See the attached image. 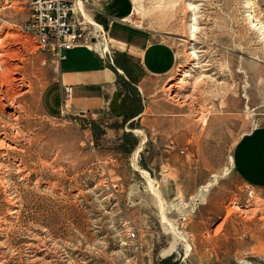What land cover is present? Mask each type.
I'll use <instances>...</instances> for the list:
<instances>
[{"label":"rangeland","instance_id":"rangeland-1","mask_svg":"<svg viewBox=\"0 0 264 264\" xmlns=\"http://www.w3.org/2000/svg\"><path fill=\"white\" fill-rule=\"evenodd\" d=\"M110 2L83 0L93 50L108 40ZM124 3L127 24L173 50L172 70L146 74L106 42L97 53L118 75L111 100L52 119L40 95L58 57L24 32L26 1L0 0V35L15 36L6 48L27 92L0 156V264H264V189L235 175L224 146L264 127V0ZM205 128L221 144L212 152L196 151Z\"/></svg>","mask_w":264,"mask_h":264},{"label":"crops","instance_id":"crops-1","mask_svg":"<svg viewBox=\"0 0 264 264\" xmlns=\"http://www.w3.org/2000/svg\"><path fill=\"white\" fill-rule=\"evenodd\" d=\"M127 9L124 0H111L103 10L109 20L105 24L109 49L139 59L146 74H167L175 65V53L165 42H155L151 33L141 32L127 24L131 16ZM63 57L59 61L56 79L40 95L41 110L46 116L57 119L64 115L91 113L111 100L117 90L118 75L107 67V60L99 57L92 48L84 47L65 51ZM213 130L202 129L196 151L212 152L221 146L220 143L216 146L215 141L209 139ZM140 133L136 129L133 131L137 143L142 137ZM224 146L230 154L235 175L251 188L264 189V127L242 133L233 141L226 139Z\"/></svg>","mask_w":264,"mask_h":264},{"label":"built area","instance_id":"built-area-1","mask_svg":"<svg viewBox=\"0 0 264 264\" xmlns=\"http://www.w3.org/2000/svg\"><path fill=\"white\" fill-rule=\"evenodd\" d=\"M24 1L30 11L24 32L32 35L38 48L55 54L59 61L65 51L90 48L84 22L74 13L73 0Z\"/></svg>","mask_w":264,"mask_h":264},{"label":"bare ground","instance_id":"bare-ground-1","mask_svg":"<svg viewBox=\"0 0 264 264\" xmlns=\"http://www.w3.org/2000/svg\"><path fill=\"white\" fill-rule=\"evenodd\" d=\"M76 1H77V4L74 3L73 10H74V13L78 17L79 13L83 9V0H75V2ZM191 12H192V10H191ZM84 13L85 12L83 11V15L85 17L86 14H84ZM86 20L89 23V25L96 26V27L100 28L92 20L90 21V20H88V18H86ZM8 32H6L4 35L3 34L0 35V156L1 157L7 156L8 153L11 150H13V148L8 145V143H9L8 140L11 137L10 135L15 130L18 131V128H19V127L17 128V123H18L20 117H18L19 115L17 114V111L20 109V107L17 104V98L21 97L27 93L25 91L24 85L22 83V78H19V75L16 73L19 70V67L16 63L17 60L19 59V57H18L19 53L14 51V50L10 52L6 48L7 47L6 46L7 41L10 39L13 40V38H15V36L13 34H10ZM187 40L191 41L189 38ZM106 42L107 41L105 40L102 44L96 43L92 47L94 48V50L96 52L99 51L98 53H100V54L107 53L108 47L104 45ZM186 43H188V42H186ZM191 51L192 52L189 53L188 56L195 58L196 54L193 51V47L191 48ZM191 70L192 69L187 68V71L186 70L183 72L181 71L179 79H177L175 81H173V80L170 81L166 90L169 91V93L171 92L173 94L172 97H174V96L177 97L178 94L183 89V87H185L186 79L188 77V76H186V74L191 72ZM5 119H8V121L5 122L4 121ZM16 136H18V135H16Z\"/></svg>","mask_w":264,"mask_h":264}]
</instances>
